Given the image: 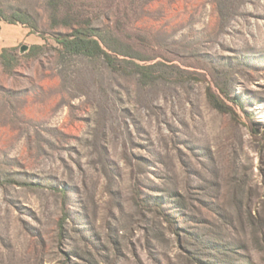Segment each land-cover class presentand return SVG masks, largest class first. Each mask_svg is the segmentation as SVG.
Listing matches in <instances>:
<instances>
[{
	"label": "rangeland",
	"instance_id": "374dc122",
	"mask_svg": "<svg viewBox=\"0 0 264 264\" xmlns=\"http://www.w3.org/2000/svg\"><path fill=\"white\" fill-rule=\"evenodd\" d=\"M49 2L0 0V264H264V0H65L152 85L60 64Z\"/></svg>",
	"mask_w": 264,
	"mask_h": 264
},
{
	"label": "trees",
	"instance_id": "16d2710c",
	"mask_svg": "<svg viewBox=\"0 0 264 264\" xmlns=\"http://www.w3.org/2000/svg\"><path fill=\"white\" fill-rule=\"evenodd\" d=\"M49 6L53 26H63L71 30L69 34L53 36L50 39L41 37L45 43L52 40L55 56L63 66L75 59H84L99 63L114 72L133 75L141 85H152L169 78V73L164 71L165 65L160 62L142 65L136 63V60L150 59L140 56L111 31L94 26L92 18L84 11L66 3L65 0H50ZM0 20L8 24H22L29 29L30 33L37 30L31 16L24 11L15 10L5 15L0 8ZM43 51L44 45H33L26 50L25 54L28 58H36ZM13 61L14 57L8 54V49L3 48L0 53V63L5 67H11ZM220 90L224 92V88L220 87ZM207 94L215 108L221 111L228 108L219 96L214 95L210 90ZM59 192L64 196V190ZM159 210L163 211L161 208ZM167 217L165 215L167 222L170 223L171 220Z\"/></svg>",
	"mask_w": 264,
	"mask_h": 264
},
{
	"label": "water",
	"instance_id": "95a60500",
	"mask_svg": "<svg viewBox=\"0 0 264 264\" xmlns=\"http://www.w3.org/2000/svg\"><path fill=\"white\" fill-rule=\"evenodd\" d=\"M25 50H26V47H22L21 51L23 52V51H25Z\"/></svg>",
	"mask_w": 264,
	"mask_h": 264
}]
</instances>
